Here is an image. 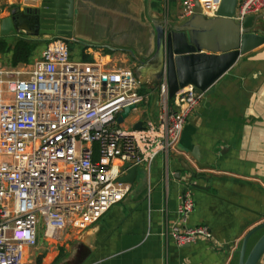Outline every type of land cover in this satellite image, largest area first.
<instances>
[{
	"label": "crops",
	"instance_id": "1",
	"mask_svg": "<svg viewBox=\"0 0 264 264\" xmlns=\"http://www.w3.org/2000/svg\"><path fill=\"white\" fill-rule=\"evenodd\" d=\"M184 1L77 0L73 36L66 41L82 57L73 59L71 51L70 56L76 61H101L110 70L131 67L141 84L159 86L165 73L152 46L151 21L185 23L192 15L184 16ZM198 1L206 10L210 0ZM37 5L38 1L0 0L3 18ZM254 30L264 31V18ZM26 37L43 42L49 38L21 31L7 39ZM144 93L151 97L156 91ZM141 107L137 117H156V106L144 108L143 113ZM187 188L194 208L182 223L177 205ZM174 223L181 228L205 225L213 240L198 239L179 247L170 235ZM262 223L264 43L241 54L205 92L189 113L176 149L160 153L149 169L138 167L129 193L118 204L91 224L64 229L57 242L40 240L33 256L39 248L55 244L57 252L46 249L41 264L75 259H80L79 264H239L244 237ZM263 232L249 238L244 258ZM257 264H264V253Z\"/></svg>",
	"mask_w": 264,
	"mask_h": 264
},
{
	"label": "built area",
	"instance_id": "2",
	"mask_svg": "<svg viewBox=\"0 0 264 264\" xmlns=\"http://www.w3.org/2000/svg\"><path fill=\"white\" fill-rule=\"evenodd\" d=\"M220 3L210 0L202 13L215 16ZM194 8V0H185L184 16ZM263 13L264 0H237L233 20ZM47 39L27 72L23 63L0 61V264H35L40 240L57 242L64 229L104 216L130 191L131 184L118 179L174 151L205 94L188 85L169 99L164 80L156 117L141 119L136 112L149 95L131 68L73 60L66 39ZM128 106L134 108L119 122ZM193 208L187 188L177 205L182 223ZM170 235L179 247L213 240L205 225L174 223Z\"/></svg>",
	"mask_w": 264,
	"mask_h": 264
},
{
	"label": "water",
	"instance_id": "3",
	"mask_svg": "<svg viewBox=\"0 0 264 264\" xmlns=\"http://www.w3.org/2000/svg\"><path fill=\"white\" fill-rule=\"evenodd\" d=\"M194 2V14L183 24L155 18L151 21L152 46L165 73L169 99L188 85L193 86L197 93L206 92L237 62L241 54L264 43V31L254 30L257 21L264 18V13L248 16L242 23H237L233 20L237 0H221L213 17H205L199 1ZM76 10L77 0H38L37 6L16 9L11 16L3 18L0 36H14L22 31L36 37L72 39ZM133 108L126 107L118 121L121 122ZM135 127L140 128L141 123L138 122ZM186 170L194 176L189 166ZM136 173L137 168L131 167L118 182L133 184ZM261 229H264V223L244 237L239 264H257L264 253L263 232L247 256H243L249 238ZM79 263L80 259H75L66 264Z\"/></svg>",
	"mask_w": 264,
	"mask_h": 264
},
{
	"label": "rangeland",
	"instance_id": "4",
	"mask_svg": "<svg viewBox=\"0 0 264 264\" xmlns=\"http://www.w3.org/2000/svg\"><path fill=\"white\" fill-rule=\"evenodd\" d=\"M0 38H1V36H0ZM7 38V37H6ZM15 39H17V38H15ZM8 40V42L9 43H11L12 42V40H10V39H7ZM45 47H46V42H43V40H41L40 39V45H39V47H37L36 48V50H35V52H34V56L31 58V60H30V62H28V63H26V64H21V68H23V70H25L26 72L27 71H29L31 68H32V65H33V63L37 60V59H39L41 56H42V54H43V52H44V50H45ZM69 49H70V51H71V56H72V58L74 59V58H77V59H81V57H82V55H81V53H78V51H76V50H74V49H71L70 48V46H69ZM0 61L3 63V64H5V65H8V64H10V53H0ZM127 68H129V67H127ZM131 68V67H130ZM132 69V68H131ZM133 70V69H132ZM134 71V70H133ZM136 71V73H138L139 74V70H135ZM135 73V72H134ZM26 76V75H25ZM141 75L139 74V77H140ZM158 83H153L152 85H147V84H144V83H142L140 86H141V89L143 90V92H145L146 90H152L153 92H155L156 91V94L154 95V96H151V97H149V99H148V102L146 103V104H143L142 105V107H141V110H140V112H142L143 113V110H144V108H146L147 109V107L148 108H150V107H155L156 106V111L158 112V109H159V106H160V104H161V102H162V97L159 95V86L157 85ZM158 86V87H157ZM153 88V89H152ZM157 89V90H156ZM49 245V246H48ZM47 245V248H45V249H40L39 248V250H37L36 252H35V257H34V263L35 264H41L42 262H43V255H44V253L46 252V251H48L49 249L50 250H53L54 252H57V250H56V248H55V244H48ZM40 247V246H39ZM44 247H46V244L44 245ZM69 252H68V254H67V256L68 255H70V257L73 255L72 254V248H73V244L71 243V244H69ZM46 249H48V250H46ZM39 258V259H38ZM65 258V257H64ZM61 259H63V258H61ZM39 260V261H38Z\"/></svg>",
	"mask_w": 264,
	"mask_h": 264
},
{
	"label": "trees",
	"instance_id": "5",
	"mask_svg": "<svg viewBox=\"0 0 264 264\" xmlns=\"http://www.w3.org/2000/svg\"><path fill=\"white\" fill-rule=\"evenodd\" d=\"M39 45L40 40L29 37L14 39L11 43L8 42L6 37H1L0 53H10L11 65L26 64L30 62Z\"/></svg>",
	"mask_w": 264,
	"mask_h": 264
}]
</instances>
